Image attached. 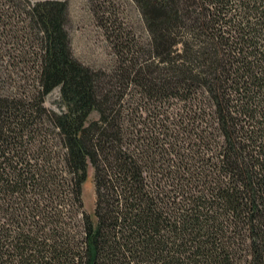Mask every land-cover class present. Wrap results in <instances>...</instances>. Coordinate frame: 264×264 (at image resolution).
I'll return each instance as SVG.
<instances>
[{"label":"trees","instance_id":"obj_1","mask_svg":"<svg viewBox=\"0 0 264 264\" xmlns=\"http://www.w3.org/2000/svg\"><path fill=\"white\" fill-rule=\"evenodd\" d=\"M24 1L41 97L0 94V264H264V0H134L148 49L112 73L74 56L68 0Z\"/></svg>","mask_w":264,"mask_h":264},{"label":"rangeland","instance_id":"obj_2","mask_svg":"<svg viewBox=\"0 0 264 264\" xmlns=\"http://www.w3.org/2000/svg\"><path fill=\"white\" fill-rule=\"evenodd\" d=\"M36 2L39 0H31ZM69 32L74 56L84 64L112 73L127 53V46L137 44L148 49L149 35L142 15L134 0H68ZM24 0H0V94L24 101H39L40 45L35 39L25 13ZM137 88L131 87L123 104L127 119L144 121L149 106ZM48 110L63 109L60 88L44 96ZM129 113V114H128ZM98 118V113L91 115ZM45 117L37 121L44 125L49 145L61 150L59 140ZM38 144V143H35ZM85 210L94 213V169L89 165L88 178L83 185Z\"/></svg>","mask_w":264,"mask_h":264}]
</instances>
